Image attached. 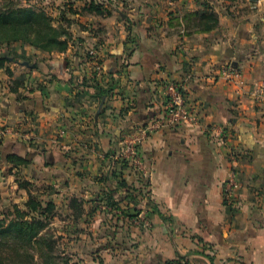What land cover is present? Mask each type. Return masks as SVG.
Returning a JSON list of instances; mask_svg holds the SVG:
<instances>
[{"label": "crops", "instance_id": "1", "mask_svg": "<svg viewBox=\"0 0 264 264\" xmlns=\"http://www.w3.org/2000/svg\"><path fill=\"white\" fill-rule=\"evenodd\" d=\"M205 2L218 15L208 31L192 24ZM73 9L86 29L73 22L65 52L23 46L33 61L0 67V127L11 131L3 148L29 161L12 168L46 184L66 219L69 200L82 201L78 222L98 241L97 264H198L196 253L212 264H264V0H86ZM93 46L102 49L100 74L87 56ZM226 64L242 85L223 77ZM167 81L196 103L198 124L152 133L139 149L142 174L112 158L132 129L162 116ZM97 87L110 89L101 101ZM119 181L138 210L109 199V190L123 194Z\"/></svg>", "mask_w": 264, "mask_h": 264}, {"label": "trees", "instance_id": "2", "mask_svg": "<svg viewBox=\"0 0 264 264\" xmlns=\"http://www.w3.org/2000/svg\"><path fill=\"white\" fill-rule=\"evenodd\" d=\"M72 6H69L70 14H79V11L73 9ZM202 6V9L192 14V24L199 30L208 31L217 26L218 15L209 3L205 2ZM84 10L86 11V9ZM73 22L74 19L70 20L64 16H61L59 21H54L41 8L13 7L10 5L0 6V45L3 47L18 41L42 52L62 53L74 42L72 32L70 31ZM6 62L15 63L16 61H13L7 53H3L0 55V67H4V63ZM99 89L101 91L98 98L101 101L109 95L110 89ZM5 162L13 168L29 163L28 159L16 154H8ZM16 180L18 188L23 189L27 194V200L24 203L25 209L16 207L15 218L7 223L0 220V245L2 242H8V239H10L15 244L24 243L27 247H38L42 264H70L68 260L55 255L54 243L50 242L47 237L49 227L55 218L56 203L51 199H43L42 197L33 195L31 188L34 183L24 180L20 181L18 178ZM116 185L117 189L123 190V194L115 197L113 191L109 190V199H117L121 202L127 201L128 203H132L136 210H138V200L129 191L126 183L119 181ZM147 206L156 210V206L150 201L147 202ZM68 208L72 212L70 219L74 223H77L84 213L82 201L71 198ZM161 218L164 222H167L166 218ZM30 260L32 264L33 255Z\"/></svg>", "mask_w": 264, "mask_h": 264}, {"label": "rangeland", "instance_id": "3", "mask_svg": "<svg viewBox=\"0 0 264 264\" xmlns=\"http://www.w3.org/2000/svg\"><path fill=\"white\" fill-rule=\"evenodd\" d=\"M86 0H0V6H22V7H34L43 8L47 14L59 21L61 16L67 19L78 21L81 29H86V15L76 17L70 14L69 6L79 7ZM70 31L72 29L70 28ZM84 41V40H83ZM77 42V41H76ZM15 43H19L22 46H15ZM72 45V44H71ZM23 46L21 42H12L6 46L1 47L0 55L7 53L13 61H18L21 58L29 59L33 61V58H27L28 56L21 53ZM70 46V45H69ZM81 57L86 59V47L78 45ZM26 48H29L26 47ZM32 49H29V51ZM48 59V58H46ZM25 61V60H24ZM23 61V62H24ZM51 59H49V62ZM9 63L10 69L16 70L19 66L18 63ZM8 63V62H7ZM17 101V100H15ZM15 101H12L13 103ZM6 127V126H1ZM8 128V127H6ZM2 137L0 138V220L5 223L15 218V208L25 209L24 203L27 200L26 191L19 189L16 182L17 178L24 181L22 171L13 169L5 162V159L9 153H5L6 149L3 148ZM33 146V145H32ZM34 150H40L38 147H32ZM32 151V150H31ZM29 182V181H28ZM46 184H32V194L42 197L43 199H51L57 202V209L53 223L49 227L48 239L54 243V253L60 256L64 260H68L71 264H97L98 257L93 256L91 251L94 250L93 245H97L98 241L88 237L86 235V224L82 222L74 223L72 220L66 219L65 204L61 203L60 198H56L55 194H51L50 190L45 186ZM65 194H63L64 196ZM41 198V199H42ZM91 238V239H90ZM92 242V244H91ZM33 255L32 264H42L40 257V251L38 247H27L24 243L15 244L8 239V242H2L0 245V264H31V256Z\"/></svg>", "mask_w": 264, "mask_h": 264}, {"label": "built area", "instance_id": "4", "mask_svg": "<svg viewBox=\"0 0 264 264\" xmlns=\"http://www.w3.org/2000/svg\"><path fill=\"white\" fill-rule=\"evenodd\" d=\"M179 43L178 47H181ZM87 56L93 60V65L100 74L103 70L102 66V49L96 46L87 50ZM222 75L229 81H233L242 85V73L231 64H226L222 68ZM261 87L254 91V95L259 96ZM165 91V106L162 116L150 120L145 124L139 125L132 129L121 141V150L116 157L122 164L128 165L142 174L145 169L140 156V146L154 132L158 131L162 126H178V125H197L198 124V106L190 101L181 89L180 85L173 81H167L163 85ZM11 131L6 127H0V138L9 134ZM236 173L232 170L224 183V199L227 204L233 205L234 190L238 187Z\"/></svg>", "mask_w": 264, "mask_h": 264}, {"label": "water", "instance_id": "5", "mask_svg": "<svg viewBox=\"0 0 264 264\" xmlns=\"http://www.w3.org/2000/svg\"><path fill=\"white\" fill-rule=\"evenodd\" d=\"M250 1L252 3H255V2L259 1V0H250ZM22 64L24 66L30 67V68H35L36 67V65H34V64L30 65L27 61L22 62ZM190 257L195 259L198 262V264H212V261H211L210 257H208V256H206V255H204L202 253L191 254Z\"/></svg>", "mask_w": 264, "mask_h": 264}]
</instances>
